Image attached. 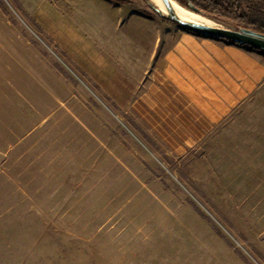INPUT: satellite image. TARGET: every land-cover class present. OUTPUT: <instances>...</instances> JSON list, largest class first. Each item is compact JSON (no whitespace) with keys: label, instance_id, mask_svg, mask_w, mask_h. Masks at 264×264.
<instances>
[{"label":"rangeland","instance_id":"obj_1","mask_svg":"<svg viewBox=\"0 0 264 264\" xmlns=\"http://www.w3.org/2000/svg\"><path fill=\"white\" fill-rule=\"evenodd\" d=\"M110 1L123 6L122 19L136 10L171 22L151 0ZM103 5L0 0V69L12 83L0 93V264H264V53L188 31L202 38L211 56L226 54L228 61H219L220 70L203 81L220 98L211 131L174 153L116 111L70 59L68 37L81 51L80 62L103 63L107 78L112 74V46L130 36L128 24L140 25L128 21L117 32L112 22L118 12ZM239 5L264 29V0ZM200 15L219 27H244ZM51 35L67 45L66 54ZM57 74L68 83L63 92L57 91ZM57 93L106 136L105 162L95 145L82 150L85 135L72 125L63 149L58 128L66 122L55 117L35 131L42 136V156L1 155L15 143L11 133L2 137L1 122L7 132L21 131L32 118L24 101L41 105L45 114ZM17 163L18 173L9 172L8 165Z\"/></svg>","mask_w":264,"mask_h":264},{"label":"crops","instance_id":"obj_2","mask_svg":"<svg viewBox=\"0 0 264 264\" xmlns=\"http://www.w3.org/2000/svg\"><path fill=\"white\" fill-rule=\"evenodd\" d=\"M96 1L104 3L105 9L118 12L112 22L117 32L128 21H135L140 26L133 28V24H128L130 36L123 38L121 42L118 40L112 46L113 69L108 78L103 71L105 64H89V67L80 62L81 51L77 43L68 37L69 46L74 50L69 58L74 59L81 69L84 68L93 84L110 98L116 111L135 119L166 149L181 153L201 141L211 131L220 110L217 103L220 98L210 95L217 92V88L213 90V86L203 81L207 82L212 72L220 70L218 62L226 63L228 55L211 56L209 48H203L202 38L190 35L185 29L163 18L127 8V17L122 19L119 15L123 6L110 0ZM50 37L66 54L67 45L52 35ZM229 60L233 67L232 56ZM51 74L55 75L53 69ZM56 76L59 83L57 91L63 92L68 88V83L60 79L58 74ZM7 85L10 87L12 83L6 79L5 70L0 69V93L6 92ZM14 89L18 97L24 96L20 92L22 89ZM53 101L46 103L49 110L45 114L41 113V105L37 107L24 101L29 105L32 121L29 119L27 127H21V131L17 133L14 130L7 132V127L1 122L2 131L5 130L2 137L11 133L15 140L14 144L3 148L1 155L14 160L19 157L25 159L32 152L35 153L34 157L42 156V136L36 135L35 131L55 117L58 123L66 122L62 124L63 128H58L62 144L65 137L63 149L69 145V137L72 135V127L69 125H72L85 135L82 150L90 148V145L93 150L95 145L100 152L98 155L105 162L106 136L97 135L89 126L90 120L83 121L77 115L74 104L67 105L58 93ZM82 105L83 102L78 101L77 109ZM58 110H61L60 117ZM92 150L89 151V156ZM19 164L8 165L9 172L18 173Z\"/></svg>","mask_w":264,"mask_h":264},{"label":"water","instance_id":"obj_3","mask_svg":"<svg viewBox=\"0 0 264 264\" xmlns=\"http://www.w3.org/2000/svg\"><path fill=\"white\" fill-rule=\"evenodd\" d=\"M162 2L168 11V14H163L164 17H166L171 22L182 26L186 30H189V32L207 38L229 40L232 44L234 43L241 46H248L252 50H260L264 52V33L244 27H239L238 29H229L198 22L183 21L179 19L173 12L170 5V0H162ZM187 7L196 13L202 14V12L191 3H188ZM156 10L160 11L158 8H156Z\"/></svg>","mask_w":264,"mask_h":264},{"label":"trees","instance_id":"obj_4","mask_svg":"<svg viewBox=\"0 0 264 264\" xmlns=\"http://www.w3.org/2000/svg\"><path fill=\"white\" fill-rule=\"evenodd\" d=\"M175 1L185 6H187L188 3H191L193 6H195L204 14L219 15L233 20L239 26H244L247 28L254 29L255 31L264 33V29L255 27L254 24L251 23V21L247 18L246 14L243 12L242 8L239 5L240 0H175ZM180 27L183 28L182 26ZM223 41L230 42L229 40H223ZM255 51L259 53H264L263 51L260 50H255Z\"/></svg>","mask_w":264,"mask_h":264},{"label":"bare ground","instance_id":"obj_5","mask_svg":"<svg viewBox=\"0 0 264 264\" xmlns=\"http://www.w3.org/2000/svg\"><path fill=\"white\" fill-rule=\"evenodd\" d=\"M151 1L160 10V12H162V14H168L167 8L165 7L162 0H151ZM170 5H171V8H172L173 12L175 13V15L183 21L198 22V23H203V24H207V25H211V26H218V25L214 24L212 21H210L209 19L205 18L204 16H202L196 12H194V13H192L193 11L189 12L186 8L180 6L178 3L174 2V0H170Z\"/></svg>","mask_w":264,"mask_h":264}]
</instances>
